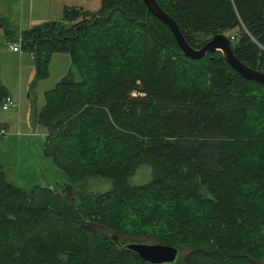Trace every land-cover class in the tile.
Instances as JSON below:
<instances>
[{
  "label": "trees",
  "instance_id": "1",
  "mask_svg": "<svg viewBox=\"0 0 264 264\" xmlns=\"http://www.w3.org/2000/svg\"><path fill=\"white\" fill-rule=\"evenodd\" d=\"M157 1L193 47L239 29L236 57L264 71V0ZM21 35L39 80L55 53L71 57L34 123L72 189L23 188L0 164V264H150L123 240L179 247L170 264L264 260V84L220 51L185 56L144 0L66 6ZM7 95L0 78V107ZM143 164L152 178L130 183ZM92 176L112 188L73 189Z\"/></svg>",
  "mask_w": 264,
  "mask_h": 264
},
{
  "label": "rangeland",
  "instance_id": "2",
  "mask_svg": "<svg viewBox=\"0 0 264 264\" xmlns=\"http://www.w3.org/2000/svg\"><path fill=\"white\" fill-rule=\"evenodd\" d=\"M238 32L239 29H234L225 33L231 36L232 40H235L234 37ZM11 58L10 62L6 60L0 61V70L3 71V75H9L12 81L16 79L17 84H19V63H16L15 56ZM72 68V61L71 66L66 64L65 68L59 67L57 62H54L51 66L50 78L42 79V83L38 87L35 86L36 82L32 83L31 89L38 93V104L41 105L40 107L44 104L42 92L45 89L53 88ZM74 72L76 79H80L79 73L76 70ZM23 76L24 80H26L25 72ZM15 101L19 102V99H15ZM20 108H22L21 102ZM15 113H19V111L15 109L9 111L1 110L0 119L8 120V116L16 115ZM11 129L12 134L9 136L0 134V164L3 165L10 181L26 189H30L36 185H55L61 188L60 186L70 184L66 174L54 163L51 157L46 156L43 152L45 137L47 135V130L44 127L35 124L33 118L30 126L23 124L21 127L23 133L24 131H28L27 134L15 135L17 128ZM151 178L152 167L150 164H143L138 167L135 174L129 180L132 184H141L148 182ZM111 188L112 181L110 179L93 176L73 186L76 192L85 189L93 192H105ZM260 264H264V260Z\"/></svg>",
  "mask_w": 264,
  "mask_h": 264
},
{
  "label": "crops",
  "instance_id": "3",
  "mask_svg": "<svg viewBox=\"0 0 264 264\" xmlns=\"http://www.w3.org/2000/svg\"><path fill=\"white\" fill-rule=\"evenodd\" d=\"M66 6L82 7L85 10L97 11L101 7V0H0V18L5 22V25L0 24V61L6 60L10 62L11 57L15 56L16 63H19V84H17L16 79L12 81L9 75H3L1 70L0 78L7 88L8 94L12 95L14 99H19V103L21 102L22 106V108L19 107L20 109L16 108L15 110H18L19 113L8 116V120L0 119V130L2 128L8 130L17 128L15 135L27 134L28 131L23 133L21 127L23 124H26V126L31 125L36 110L41 106L38 104V93L31 89L32 83L36 82V87L42 83V79H37L38 71L34 55L25 50H22V52L13 51L10 48V42L14 41L24 30L46 22L62 20ZM5 27L8 30H13V32L10 35L7 34ZM54 62H57L61 68H65L66 64L71 66L70 54L58 52L52 56L49 66L50 74L46 79L50 78L51 66ZM24 72L26 80H24ZM46 90L48 89L42 92L43 95Z\"/></svg>",
  "mask_w": 264,
  "mask_h": 264
},
{
  "label": "water",
  "instance_id": "4",
  "mask_svg": "<svg viewBox=\"0 0 264 264\" xmlns=\"http://www.w3.org/2000/svg\"><path fill=\"white\" fill-rule=\"evenodd\" d=\"M144 3L147 6L148 13H152L168 25L185 56L198 60L208 53L213 54L220 51L224 59L238 74L248 80L264 84V71L253 68L237 58L233 50V38L226 33L214 35L199 48L193 47L186 40L176 20L162 9L157 0H144ZM60 187L62 192L66 194H69L72 189L71 184ZM113 238L116 240L117 236ZM122 243L127 249L135 252L143 261L150 264L174 263L180 255L179 247L166 243H148L140 240H123Z\"/></svg>",
  "mask_w": 264,
  "mask_h": 264
},
{
  "label": "built area",
  "instance_id": "5",
  "mask_svg": "<svg viewBox=\"0 0 264 264\" xmlns=\"http://www.w3.org/2000/svg\"><path fill=\"white\" fill-rule=\"evenodd\" d=\"M22 41H23V38H22V35L20 33L14 41L10 42V48L16 52H22V50H23ZM19 107H20V103L16 102L15 99L10 94H8L4 98L2 105H1V109L3 111H9V110L16 109ZM0 133L5 135V136H9L12 134V132H10L9 130H6V129H2L0 131Z\"/></svg>",
  "mask_w": 264,
  "mask_h": 264
}]
</instances>
